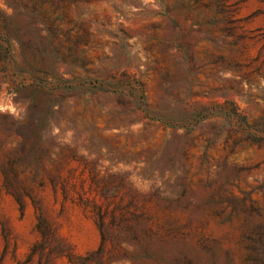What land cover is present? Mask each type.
<instances>
[{"label": "rangeland", "instance_id": "rangeland-1", "mask_svg": "<svg viewBox=\"0 0 264 264\" xmlns=\"http://www.w3.org/2000/svg\"><path fill=\"white\" fill-rule=\"evenodd\" d=\"M224 103L264 132V0H0V264H264V142L186 133Z\"/></svg>", "mask_w": 264, "mask_h": 264}, {"label": "trees", "instance_id": "trees-1", "mask_svg": "<svg viewBox=\"0 0 264 264\" xmlns=\"http://www.w3.org/2000/svg\"><path fill=\"white\" fill-rule=\"evenodd\" d=\"M37 85L40 84L37 83ZM203 110L204 111L195 113L192 120L193 123L186 127V133L198 123L212 120L215 121V123H219L217 133L214 135L215 138L222 130L228 129L227 131L239 134L242 138L241 142H249L256 145L264 142V132H259L253 128H250L246 123L245 116L234 104H212L210 106L204 107ZM18 123L19 122L16 124L18 125ZM13 126L14 125H10V127L7 128H13ZM173 128L177 129V127ZM0 131L12 132L7 131V129H0ZM12 138L13 135L10 133L8 139ZM208 143H210V141H208ZM10 146L11 144L7 142L3 144L0 143V174L3 177V188L6 190V192L16 196V198L20 200L21 197L29 195L25 187L14 186V183H17L15 169L19 165H24V161L27 158V154H25L27 152V148L24 141L18 143L17 148H11L7 150V147ZM236 146H238V142H233L231 146V152ZM18 188H20L23 193H20L21 191ZM203 250L207 256L205 260H202L199 255H195L192 251L187 250L184 247H180L179 249L176 246L173 248V251L179 256V258L176 257L175 260H179L176 262L174 260L172 261L167 259L170 254L169 251L167 249L161 248L160 254L157 255L159 260L157 264H219L220 250L217 247L204 245ZM231 262L232 259L227 257L225 264H231ZM259 263L262 264L263 262L260 260Z\"/></svg>", "mask_w": 264, "mask_h": 264}]
</instances>
